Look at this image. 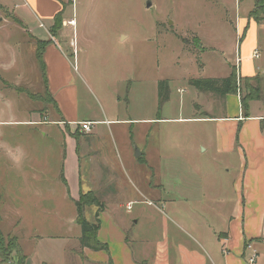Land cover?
<instances>
[{
    "label": "crops",
    "instance_id": "1",
    "mask_svg": "<svg viewBox=\"0 0 264 264\" xmlns=\"http://www.w3.org/2000/svg\"><path fill=\"white\" fill-rule=\"evenodd\" d=\"M64 3L65 0H20L13 4L15 8L12 10L0 3V10L6 8L15 22L23 28L27 26L28 35L25 37L35 42V45L32 43L34 49L30 53L33 56L29 62H36L41 68L45 88L60 114V122L55 126L32 118L0 122L32 127L41 141L32 145L41 153L29 159L26 152L30 148L9 146L0 138L2 192L7 195L14 192L12 186L17 181L20 203L24 205V210L18 211L21 218L23 214H39L43 222L37 223L40 226L46 224L61 228L58 182L64 187V202L73 207L70 222L64 221L67 230L63 233L37 235L33 232L26 239H22V233L18 248H22L24 254L19 256L17 263L264 264V114L251 113L248 105L244 107L242 94L221 96L191 87L189 114H185L184 105H180L179 115L156 120L161 123H201L207 128L212 127L207 134L208 139L200 141L198 149L203 153L212 149L213 153L226 157L238 154L241 161L239 175L212 181L178 176L177 180L171 178L167 182L157 179L155 184L145 183L144 179L143 182L134 178L128 180L131 174L142 179L135 164L139 161L148 165L144 149L131 142L123 154L115 136L105 138V127L111 132L112 127L148 124L151 120L121 117L118 108L121 97L118 95L114 99V108L100 104V113L81 114L77 85L88 81L86 72L74 67L59 47L62 42L72 39L71 31L76 24L75 18L65 16ZM62 11V26L53 35L50 30L55 26L57 14ZM249 28L241 44L248 48L245 57L254 60L258 44H247L251 40ZM236 32L241 34L240 28ZM41 47L45 68L38 60ZM213 50L223 56L225 54L216 46ZM1 70L0 66V75L4 74ZM232 71L224 77L197 78L225 79ZM255 74L257 69L254 67L247 73L242 72L240 65V77L253 79ZM22 77L18 74L17 78L21 80ZM164 80L170 82V79ZM128 94H131V89ZM250 99L257 101V94ZM90 121L93 122L92 131L84 134L79 124ZM94 131L95 137L89 139ZM55 135L57 140H53ZM151 138L146 135L143 140L147 143ZM56 149L59 151L55 152ZM170 157L172 155L164 158ZM185 170L178 166V175ZM89 193L96 196L103 209L93 204L85 208L84 215L91 224L98 225L96 237L107 246L106 250L81 247L82 232L77 222L76 201ZM32 198L36 201L27 203ZM124 207L127 208L126 213ZM27 241L31 242L33 250L30 247L26 250ZM249 243L253 250L248 248ZM254 251L257 259L251 263Z\"/></svg>",
    "mask_w": 264,
    "mask_h": 264
},
{
    "label": "rangeland",
    "instance_id": "2",
    "mask_svg": "<svg viewBox=\"0 0 264 264\" xmlns=\"http://www.w3.org/2000/svg\"><path fill=\"white\" fill-rule=\"evenodd\" d=\"M17 1L20 0H0V3L12 10ZM64 6L65 16L75 18L76 24L71 31L72 39L58 45L73 66L86 72L88 81L77 85L81 114L100 113V104L114 108L118 95L121 117L151 120L148 124L112 127L111 132L105 127V138L115 136L123 154L131 142L144 149L148 165L139 161L135 164L142 179L131 174L128 180L143 182L144 179L145 183L155 184L157 179L167 182L171 178L177 180L178 176L212 181L239 175L238 154L226 157L213 153L212 149L206 153L198 149L199 142L208 139L212 127L201 123H161L156 119L179 115L180 105H184L185 114L190 113L189 79L224 77L232 70L237 77V92L246 98L250 112L264 114V0H65ZM0 16V66L4 73L0 75V122L32 118L57 124L60 114L47 93L41 68L36 62H29L35 42L25 37L27 26L23 28L15 22L6 8H1ZM248 28L251 40L247 44H258L255 52L259 57L253 55L254 60L245 57L248 48L241 44ZM214 46L225 51L224 56L213 50ZM240 65L242 72L257 69L253 82L240 77ZM18 74L23 75L21 80ZM166 78L170 79L169 99L159 109V84ZM257 85L261 95L253 101L250 98L257 94L253 91ZM31 128L22 123H0L2 143L30 148L27 158H35L41 151L32 145L41 141ZM146 135L152 136L150 142L143 140ZM93 137L95 131L88 138ZM53 140H57V135ZM166 155L172 157L165 159ZM178 166L186 169L180 175ZM13 187L16 192L7 195L0 185L1 231L6 236L0 246L3 248L0 264H18L19 256L24 254L22 248L18 251L11 248V237L20 239L23 233L22 239H26L33 232L37 235L63 233L67 230L64 221L70 222L73 213L71 204L63 200L64 187L58 182L60 229L37 224H43L39 214H23L21 218L19 212L24 210V205L20 203L17 181ZM35 201L32 198L27 203ZM123 211L126 213L127 208ZM164 212L169 214L167 210ZM25 245L26 250L32 247L30 241Z\"/></svg>",
    "mask_w": 264,
    "mask_h": 264
},
{
    "label": "trees",
    "instance_id": "3",
    "mask_svg": "<svg viewBox=\"0 0 264 264\" xmlns=\"http://www.w3.org/2000/svg\"><path fill=\"white\" fill-rule=\"evenodd\" d=\"M65 10V6H64ZM64 11L60 12L57 14L55 18V26L51 29V32L53 35L57 34L58 29L61 28L62 26V17H63ZM45 44L42 45V47ZM42 47L39 49V54H38V60L41 64V67H44L43 63V49ZM45 70V69H44ZM256 78L253 79H245L247 82L251 81L253 82ZM258 81V80H257ZM190 86L193 88H196L199 92H212L221 96H225L227 94H238L237 92V77H235L234 72L231 73L229 77H226L225 79H216V78H209V79H198L194 78L190 80L189 82ZM169 82L167 80L161 81L159 84V109L162 107V105L169 99ZM253 91L257 92V99L260 97V87L257 85ZM48 95L49 91H47ZM246 98L241 99L242 105L244 107L247 106L245 103ZM93 204L97 205L100 207V209H103V205L100 204L98 199L93 193H89L86 195H81L80 199L76 201V207H77V222L81 227V232L82 236L80 238V243L81 247L84 248H89L92 250H106L107 246L102 245L98 240H97V229L99 228L97 224H91L86 216L84 215L85 213V208L87 206H92ZM99 209V211H101ZM96 216H98V212L96 213ZM6 240L5 234L2 233L1 231V219H0V246H2L3 242ZM11 248L13 250L18 251V239L16 237H11L10 238V243ZM1 251H3V248L0 247Z\"/></svg>",
    "mask_w": 264,
    "mask_h": 264
},
{
    "label": "built area",
    "instance_id": "4",
    "mask_svg": "<svg viewBox=\"0 0 264 264\" xmlns=\"http://www.w3.org/2000/svg\"><path fill=\"white\" fill-rule=\"evenodd\" d=\"M72 44V43H71ZM255 57H259V54L257 52H255ZM81 126V130L84 134H90V132L92 131L93 128V122H82L79 124ZM130 209V207H129ZM248 248L250 249H254L253 245L251 243L248 244ZM257 257H256V252L254 251V255H253V259L251 260V263H254L256 261Z\"/></svg>",
    "mask_w": 264,
    "mask_h": 264
},
{
    "label": "water",
    "instance_id": "5",
    "mask_svg": "<svg viewBox=\"0 0 264 264\" xmlns=\"http://www.w3.org/2000/svg\"><path fill=\"white\" fill-rule=\"evenodd\" d=\"M151 5H152L151 3H148V6H149V7H151ZM137 155L139 156V155H140V153L138 152V154H137Z\"/></svg>",
    "mask_w": 264,
    "mask_h": 264
}]
</instances>
